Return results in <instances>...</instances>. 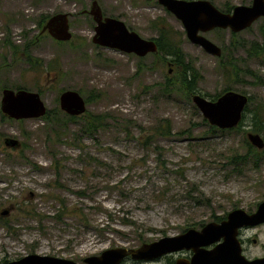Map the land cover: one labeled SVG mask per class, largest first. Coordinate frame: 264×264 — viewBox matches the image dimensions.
Instances as JSON below:
<instances>
[{
    "label": "rangeland",
    "instance_id": "374dc122",
    "mask_svg": "<svg viewBox=\"0 0 264 264\" xmlns=\"http://www.w3.org/2000/svg\"><path fill=\"white\" fill-rule=\"evenodd\" d=\"M225 1L232 6L251 3H212L219 8ZM89 3L0 0V41L4 18L9 15L11 40L18 46L16 55L7 51L5 68L0 60V101L4 86L25 84V89L36 91L33 85H38L43 87L41 98L47 110L56 113L58 92L76 89L90 97L89 114L108 115L97 133L86 134L78 122H71L56 139V119L3 118L0 107V264L29 253L84 264V257L99 255L107 248H136L174 236L182 227L205 224L233 208L254 212L264 200V161L256 169L247 165L240 172L230 161L233 155L245 154L247 133L211 127L192 100L179 95L166 98L156 87V81L163 78L161 68L147 69L135 77V54L92 41L94 25L88 14L79 13ZM98 3L106 15L118 16L143 38L157 35L149 19L158 15L165 17L176 33L183 30L180 20L155 0ZM58 12L71 14V39L59 44L42 35L34 38L28 50H21L38 34L41 16ZM263 23L261 17L237 32L235 45L247 43L249 47L252 41L260 42L259 26ZM203 34L230 49L229 29ZM184 38L182 48L186 59L200 71L198 87L202 93L213 95L230 86V90L251 96L254 103L264 106V62L247 57L242 48L231 47V59L240 55L239 73L226 80L219 70L220 57ZM25 53L44 65L34 69L24 60ZM144 58L147 63L153 59L150 53ZM251 115L250 106L241 128L251 127ZM159 123H167L169 136L148 137ZM258 134L264 140V131ZM7 139L16 145H6ZM5 209L7 213L2 215ZM240 236L246 253H263L264 223L242 228ZM191 255L190 250H183L145 260L127 256L121 264H170V259Z\"/></svg>",
    "mask_w": 264,
    "mask_h": 264
},
{
    "label": "water",
    "instance_id": "95a60500",
    "mask_svg": "<svg viewBox=\"0 0 264 264\" xmlns=\"http://www.w3.org/2000/svg\"><path fill=\"white\" fill-rule=\"evenodd\" d=\"M157 2L181 21L190 42L214 56H220L222 49L203 35V32L215 28H229L236 33L249 27L258 18L264 17V0H252L248 5H234L230 12L219 10L209 0H157ZM89 14L95 22L92 38L95 43L119 49L124 53H133L137 57H143L157 50L154 39L143 38L117 17L103 15L98 0L90 1ZM69 29L67 13L51 15L42 27V31H47L57 40L70 39ZM192 101L211 125L225 129L238 124L248 102V96L227 90L215 100L194 93ZM59 105L70 115H78L86 109L84 98L73 89H66L60 94ZM1 110L11 118L21 119L41 116L45 113L46 107L38 92L6 87L2 90ZM247 138L253 146L259 149L264 147V140L258 133L249 132ZM1 213L6 214L7 210ZM260 223H264V200L258 203L252 213L246 212L243 208H234L227 212L225 218L207 222L199 229L189 227L177 235L164 236L156 241L143 243L135 249L109 248L100 255L87 256L83 261L86 264H119L127 255L134 259H152L187 249L193 251L191 258H177L174 264H264V256L248 260L242 254V246L238 238L240 228ZM215 242L217 243L212 248L206 247ZM7 264L77 263L70 259L30 253Z\"/></svg>",
    "mask_w": 264,
    "mask_h": 264
},
{
    "label": "trees",
    "instance_id": "16d2710c",
    "mask_svg": "<svg viewBox=\"0 0 264 264\" xmlns=\"http://www.w3.org/2000/svg\"><path fill=\"white\" fill-rule=\"evenodd\" d=\"M212 1V0H210ZM232 8V5L229 4L227 1L220 4L219 9L225 12H229ZM112 16V15H110ZM48 16H42L41 19L38 20V27H39V33L33 37L31 40L25 43V47H22L21 50L24 48L28 50L29 44L34 40V38L39 39L42 36L41 27L43 26V23L46 21ZM149 24L151 28L156 31L157 35L155 37H152L155 39L157 44V51L151 53L153 59L150 63H147L145 61L144 57H138L137 58V65H136V71L134 73V76L142 75V73L147 69L152 68H161L163 70V78L160 81H156V87L157 90L163 94L166 98L170 99V96H183L188 100H191L192 94L198 92L204 96H209L210 99L214 100L216 97L229 89H232V87L227 86L224 89H222L220 92H217L213 95H206L204 93H201L198 87V82L201 79V74L199 69L196 67L193 61L186 59V53L184 52L182 48V43L184 41V31H178L177 33L173 30L172 24L165 18L161 17V15H158L157 17H154L152 19H149ZM128 26V25H127ZM130 29H132L130 26H128ZM215 32L223 31L222 29H214ZM260 34H261V40L260 42L252 41L249 47H247V43L235 45L237 42V33L230 32V40H229V46L233 48H242L246 51L247 57L251 59H256L260 62H264V23L259 26ZM23 36H27L26 31L22 33ZM59 44L64 43L60 41H55ZM5 45H8L11 49L12 53L16 55L18 53V46L13 43L12 40H9L5 43ZM1 46H3V43H1ZM223 52L222 55L219 58V70L224 75L226 80H232L234 77H237L238 70H237V63L240 61V55L235 54L234 59H231L230 49H226V45L222 44ZM24 60L34 69L37 70L41 68L44 64L39 62L38 60H32L31 56L28 53H25ZM43 64V65H42ZM172 69L171 72H169V69ZM246 68L244 71L246 72ZM47 72V67H46ZM60 71H56V74H59ZM15 86H10L11 88H16ZM35 86V89L42 95L43 94V87H40L38 85ZM26 88L27 85L23 84L20 86H17V88ZM29 89V88H28ZM63 90V89H62ZM61 90V91H62ZM60 91V92H61ZM59 92V93H60ZM58 93V94H59ZM58 94L56 96V101L58 102ZM99 96V92H97V95ZM86 101L89 102L90 97H86ZM252 107V115L250 118V128L249 129H243L241 128V123L245 117V113L242 116V119L238 126H236L234 129L241 130L243 133H246L248 130L252 132H261L264 131V106L260 103H254V101L251 99V96H249L248 104L245 107V112H247ZM57 111H52L51 109L46 112V114L43 116V119H45L47 122H54L56 119L58 123V129L55 130V136L56 139H60L61 133H63L67 128L68 124L71 122H78L80 125V130H84L86 134H94L100 131L102 129L107 121L108 115L104 114H89L85 113L81 116H70L64 113L60 108H57ZM59 113L62 114V117L59 116ZM107 116V117H106ZM213 127V126H211ZM212 130L214 128H211ZM170 129L167 126V123L165 124H157L152 132L148 135V137H152L154 135H161V136H169ZM246 138V137H245ZM246 141L247 150L245 154L243 155H233L231 157L230 161L234 165L236 171L240 172L242 168H245V166L250 165L253 168H257L259 166V162L264 161V149L258 150L253 145H251L249 142ZM205 204L208 205V202L205 201ZM226 214L222 216H213V219L216 221H219L223 218H225ZM4 222H6L5 218H2ZM7 224V223H4ZM204 223H191L186 227H182V230H185L187 227H196L197 225H203ZM10 227V226H8ZM11 229V227L9 228Z\"/></svg>",
    "mask_w": 264,
    "mask_h": 264
},
{
    "label": "flooded vegetation",
    "instance_id": "af4514ba",
    "mask_svg": "<svg viewBox=\"0 0 264 264\" xmlns=\"http://www.w3.org/2000/svg\"><path fill=\"white\" fill-rule=\"evenodd\" d=\"M9 19H10V16L7 15V16L5 17V23H4L5 29H6V26L10 24ZM4 39H5V41H7V39H8V38H7V32H6V31H5V37H4ZM241 230H242V229H241ZM241 230H240V232H239V235L241 234ZM240 240H241V243H242V251H243V254L246 256V258H247L248 260H253V259H255V258H260V257H263V256H264V249H263V253L260 254V255H249L248 253H246V249H245V247H244V243H245V242H242V239H241V238H240ZM255 241H256V239L254 238V239H253V242H255Z\"/></svg>",
    "mask_w": 264,
    "mask_h": 264
}]
</instances>
